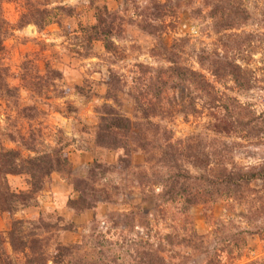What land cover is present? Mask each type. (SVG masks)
I'll list each match as a JSON object with an SVG mask.
<instances>
[{
    "label": "rangeland",
    "instance_id": "1",
    "mask_svg": "<svg viewBox=\"0 0 264 264\" xmlns=\"http://www.w3.org/2000/svg\"><path fill=\"white\" fill-rule=\"evenodd\" d=\"M25 4L47 8L63 4L73 10L71 15L60 17L58 23L42 29L34 24L17 27ZM103 5L117 11V21L123 27L110 51L100 40L86 46L85 33L79 27L93 24L95 9ZM157 8L153 0H4L0 4L8 22L4 26L7 33L1 44L0 69L7 85L19 87L11 96H0V136L20 131L25 145L7 140L4 145L19 149L25 156L34 154L26 146L36 152L48 151L60 135L62 142L67 141L63 153L69 164V171L50 174L43 189L34 195L32 205L14 213H0V232L8 255L3 259L20 263L19 255L12 253L7 244L11 222L22 219L29 231L30 221L41 218L32 231L48 236L51 249L55 242H83V250L91 249L89 234L99 233L100 243L105 244L102 247L118 256L146 240L157 248L162 235L171 233L177 239L190 238L197 246H166L168 250L161 253L162 264H264V179L252 180L251 189H242L237 197H221L179 213L174 203L160 204L163 200L156 197L164 189L162 183H166L162 175L169 172L158 161L161 150L155 147L169 136H214L218 128L215 125L224 114L223 104L233 103V98L254 113L260 131L264 130V0H168L163 10L158 12ZM205 55L222 56L239 64L245 70L246 89L238 90L228 77L211 75L206 68L208 61L202 66L198 60ZM170 58L202 72L214 89L213 93H198L194 103L199 111L195 115L175 110L177 103L189 99L186 85L172 87L167 82L160 94L159 70L168 67ZM44 64L49 70H58L61 77L53 79L46 94L40 95L24 86L22 77L32 80L38 73L46 75ZM196 93L191 92L193 96ZM14 104H33L43 112L27 120ZM145 105L156 108L148 119L142 117L140 109ZM163 109L170 113L162 116ZM106 112L135 121L149 146L147 152L135 149L134 139L129 138L131 165L110 168L94 184L101 190L99 199L102 195L107 199L93 210L74 213L68 207V200L77 196L70 183L72 177H84L94 162L112 167L124 153L122 147H102L97 142L100 117ZM236 131H221L216 138L230 145L234 164L243 169L264 167L262 131L253 137ZM6 178L13 191L29 188L25 174ZM132 208L137 210L132 220L122 215ZM46 221H57L58 226L46 229L41 224Z\"/></svg>",
    "mask_w": 264,
    "mask_h": 264
},
{
    "label": "trees",
    "instance_id": "2",
    "mask_svg": "<svg viewBox=\"0 0 264 264\" xmlns=\"http://www.w3.org/2000/svg\"><path fill=\"white\" fill-rule=\"evenodd\" d=\"M3 1L0 0V4ZM167 1L159 2L158 0H153V4L158 7V12H160L165 8ZM72 10V7L63 4H57L51 8L25 4L22 5L16 24L17 27L34 24L38 29H42L52 22L58 23L62 16L71 15ZM230 12L232 13V11ZM155 16H162V13H158ZM117 20L118 13L116 10H110L105 5L97 7L94 12L93 24L88 26L79 25L81 32L84 31L85 33L86 46H89L93 40H100L106 50H113V39L121 34L123 28ZM5 25H8V22L2 16L0 9V50L2 49L1 44L4 35L7 33V28H4ZM230 25L231 23L224 28H229ZM141 28L148 30L147 25H142ZM198 60L202 66H205V62L208 61L206 68L214 77H228L238 90L246 89L245 70L239 64L217 55H214V57L201 56ZM169 62L168 67L159 70L158 78H160V83H162V87L159 90L160 94L164 91L162 88L167 85V82H170L172 87L175 84L186 85L190 89L189 99L188 101L177 103V109L175 110L178 114L195 115L199 111L194 103L195 98L200 96L198 93H213L214 89L202 72L182 66L174 58H170ZM26 64L24 62V69ZM44 66L47 72L46 75L43 76L38 73L34 78L32 77V80L30 77L26 78L25 75L22 77L24 86L40 95L46 94L47 86L53 79L61 77V73L58 70H49L47 64H44ZM2 71L3 68L0 69V96L5 94L11 96L15 90L18 91L19 87L7 85L4 82ZM167 73V76H163ZM45 76L46 78L42 79ZM192 91L197 92L196 96L191 94ZM135 100L138 101L137 98ZM233 100V103L223 104L224 114L215 125L218 128L214 129L216 133L214 136H210L207 133L190 134L184 138L177 139H171L169 136L165 138L166 140L160 146L155 145L161 150L160 155H158V161L161 162L163 169L169 172L166 176L165 174L162 175L164 176L162 182H166V185L162 183L164 189L156 195L157 198L163 200L160 204L164 202L174 203L179 209V213H185L190 207L195 205L215 202L226 196L237 197L238 192H241L242 189L246 191L251 189L250 182L252 180L264 179V167H260V169L237 167L232 159L230 145L216 139L221 131L230 130H237L236 132L238 133L245 131L243 133L244 137L259 136L258 134L261 131L264 135V130L261 129L260 131L258 127L260 122H256L254 113L247 107L238 104L236 99L233 98ZM14 106H16L20 115L27 120L35 119L43 112L33 104L25 106L14 104ZM140 109L142 110V117L146 119L153 116L156 110L154 106L150 105H145V107L143 106ZM167 113H170V110L163 109L161 111L162 116ZM100 121L97 131L98 144L108 148L122 147L124 153L118 157L117 163L112 167L94 162L84 177H72L70 183H72L74 191L77 192V196L68 200V207L74 213L93 210L97 207L98 202H103L107 199V195H102L101 199H99L98 194L101 190H98L94 184L100 182L110 168H127L131 165L129 138L134 139L135 149L139 147L146 151L149 146L146 135L140 134L139 129L137 130V123L130 118L122 114L106 112L100 117ZM220 123H223L224 126L220 127ZM245 127H248V129L245 130ZM149 129L152 130L151 127ZM24 139L20 131L14 133L6 132L0 136V213H14L21 207L32 205L35 202L34 195L43 189L46 180L52 172L69 171V164L63 153V149L67 144L66 139L62 142L59 135L48 151L36 152L32 149V146H26L25 149L33 151L34 154L25 156L19 149L8 148L4 145L6 140L9 142L19 141L25 145L23 143L25 142L23 141ZM186 164H189V167ZM20 174L27 175L29 188L16 192L10 188L6 177L7 175ZM136 211L132 208L128 212L122 213V215L124 217L130 216L132 220ZM41 220L39 218L36 221H30L29 231L23 225L26 221L15 219L11 222L7 232V244H9L12 253L19 255V264H162L164 258L161 253L168 250L166 246H169V248L173 245L189 248L197 246L194 245V241L190 238L181 237L177 239L171 233H165L162 235L163 241L156 244L158 245L157 248H154L153 244L146 240L143 245H137L138 247L133 248L132 251L130 248H126L122 254L117 256L113 252L110 253L109 248L102 247L105 244L100 243V234L98 233L97 235L89 234L91 249L83 250L85 245L83 242L68 244L55 242L51 249L48 236L41 237L40 233L32 231V227ZM94 220L95 218L92 219V222ZM57 221L53 223L46 221L41 224L48 229V227L58 226ZM36 228H38V225ZM4 241L5 238L0 232V264H12L10 260L3 259V256L8 257L3 247ZM178 253L176 252L175 254ZM124 258H127V261Z\"/></svg>",
    "mask_w": 264,
    "mask_h": 264
}]
</instances>
